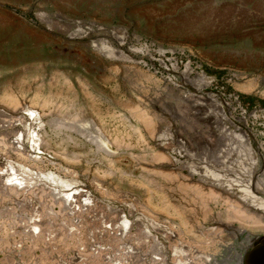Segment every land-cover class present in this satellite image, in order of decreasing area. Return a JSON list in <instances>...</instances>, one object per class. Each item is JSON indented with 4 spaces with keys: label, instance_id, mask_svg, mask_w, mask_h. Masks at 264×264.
Here are the masks:
<instances>
[{
    "label": "rangeland",
    "instance_id": "1",
    "mask_svg": "<svg viewBox=\"0 0 264 264\" xmlns=\"http://www.w3.org/2000/svg\"><path fill=\"white\" fill-rule=\"evenodd\" d=\"M113 29L125 34L121 46L112 38ZM78 30L83 33L71 40ZM101 42L127 59L96 66L84 45ZM57 68L74 70L91 89L116 100L123 113L139 109L153 125L137 124L143 142L118 151L113 158L117 168L108 167L93 145L91 152L66 164L68 173L57 172L81 183L91 205H72L70 212L68 205L61 206L64 212L51 202L49 191L19 199L0 187V264H179L177 259L180 264H245L252 247L242 239L264 232L239 219L246 215L238 214L237 209L246 211L239 194L191 175L181 165L184 156L166 153L178 136L191 143L195 161L214 160L217 154L209 128L213 120L201 119L206 106L194 108L179 100L186 91L196 93L193 80L202 74L212 79L202 92L215 97L252 145L258 161L253 185L260 172L264 175V88L252 93L236 89L247 80L264 87V0H0V96L10 91L28 102L33 91L44 87L38 74L47 76ZM48 78L47 86L61 93L55 79ZM72 86L65 93L75 91ZM161 133L166 137L159 139ZM4 155L0 151V158ZM216 165L214 170L235 178ZM141 176L154 179L153 189ZM151 192L173 211L147 203ZM125 215L133 221L122 237L114 223ZM138 215L169 230L149 226ZM33 222L42 235L32 227L31 234ZM173 247L185 252L175 254ZM205 254L208 263H203Z\"/></svg>",
    "mask_w": 264,
    "mask_h": 264
},
{
    "label": "bare ground",
    "instance_id": "2",
    "mask_svg": "<svg viewBox=\"0 0 264 264\" xmlns=\"http://www.w3.org/2000/svg\"><path fill=\"white\" fill-rule=\"evenodd\" d=\"M82 33L81 30H78L75 34L71 35L72 37H70V39H75L77 35ZM119 34H121V32L117 29H113L111 32L112 38L118 41L119 46H121L124 44L125 34ZM84 48L91 53L92 59L98 67L101 62L108 66L109 64L106 61H111L110 65H113L119 63V60L127 59L123 52L109 47L104 42L98 44L92 43L90 46L84 45ZM69 49H71V47H69ZM84 67H86V65H84L83 68ZM35 74L37 75L38 72ZM38 75L42 77L41 83L44 87L33 91L28 102L22 97H16L10 91H3L1 93L0 151L6 152V155L0 158H4V165L0 163V187H4L6 191H10V193L18 198H23V196L28 195V193H34V191L40 189L43 190V192L49 191L48 194L51 202L54 203L55 206H62L65 209H67L66 205H68V210L70 212L72 205L74 208L78 206L77 204H80L81 207L83 203L84 206L91 205V203H89L90 198L89 195H87L88 192L82 190L81 183L77 182L75 179V181H73V179L69 180L65 177H61L57 172L67 171L65 173H68L70 168H68L66 164L76 161L81 154L85 155L91 152L90 146L93 145L103 156L108 167L117 168L116 165H114L115 161L113 158L118 154V151L121 149L125 150L129 147H131L130 149H132V147H140L143 142V136L139 133L137 124L144 121V127L150 128L153 125V121L147 120L150 118H147L146 116L148 115L143 111L131 109L132 107L123 113L116 100L108 101L106 95L99 91V89H91L89 83L80 77L79 74L75 73L74 70L68 71L67 68H57L56 73H49L47 76H43V74L40 73ZM240 76L242 77L244 74H240L239 77ZM48 77H53L58 88L64 92L55 93L51 90L46 84V82L50 81ZM53 78L51 80H53ZM68 81H70L71 85L67 83ZM211 81L212 79L210 77L202 74L195 77L193 85L196 88V93L193 94L186 91L182 97L180 96L181 98H179V100L190 102V107L194 108L206 106V111L201 115V119L209 120V118H211L213 120L209 128L218 143V151L217 154L214 153V160H208L204 157L199 162L195 161V154L192 152L191 143L186 139L179 140L178 136H175L173 139V146L175 148L169 149V152L166 154L171 156V153H177L184 156L187 161L181 163V165L183 168L187 169L191 175L197 174L201 180L208 183L211 182V184L214 183L220 190L224 189V191L239 194L238 197L245 203L246 208V213L241 209H237L239 211L238 214H246L245 217L243 216L245 220L242 219V216L239 219L244 221L242 222L243 224L245 223L251 227H255L254 230L257 229L264 232V175L260 172V178H258L256 184L253 185V175L257 169L258 163L256 154L249 139L240 128L234 125L232 118L225 114L223 107L217 103L215 97L212 94L205 95L202 92L204 87L209 86ZM72 84L75 87V91L72 90V93H65L66 90H69V87L70 89L73 87ZM65 85L66 89L64 90L62 87ZM68 85L70 86L68 87ZM263 88L264 87L257 88L253 80H247L236 85V89L244 93L260 92ZM209 102L210 104H207ZM136 107L137 106L133 108ZM79 110L82 112H79ZM59 113L61 115L63 113L66 114L64 117L58 118ZM80 115H83V117H80ZM76 119L78 120L76 121ZM207 123L209 122L207 121ZM5 124L10 125L5 126ZM141 125H143V122H141ZM165 137V133L158 135L159 139ZM224 137L228 139L226 143H223L224 148H222L220 144H222L225 139ZM206 145L209 147L210 142L206 141ZM208 147H205V150L208 149ZM78 150L82 152H78ZM50 152H53L54 156H52ZM215 154L217 158H215ZM174 160L177 163V160ZM215 161L218 162L215 163ZM215 165L217 168L227 170V174L230 171L231 175L233 174L232 176L235 178L230 177V174L226 175V173L224 174L221 171L214 170L212 167ZM108 170L112 172L110 169ZM153 180H150V178L146 176H141L142 183L147 184L151 188L153 187ZM253 186L257 191H260L259 193L262 194V196H258L254 192ZM147 195V203L151 202L154 205L156 203V206L158 204L169 210L170 207H166L167 204L162 197H159L153 192ZM28 197H26V199ZM23 200L26 201L25 199ZM24 205H26V203ZM80 206L78 207L79 209ZM130 207L132 208V205ZM64 208L62 209L65 210ZM172 211L173 208L171 209V212ZM64 212H66V210ZM118 217L119 218L114 224L117 230H120L121 234L118 236H122L126 230L130 231L133 220L128 219L126 215L124 217ZM145 217L144 215L137 216V218H141L149 226H158L160 227L159 229L164 231L169 230ZM229 217L232 218L230 215ZM239 219L237 220L239 221ZM182 225L184 226V224ZM31 227L34 229V232L38 231L39 234L42 232V230H40L41 226H38V224L36 225L34 223L31 225L29 227L30 231L32 229ZM235 232L237 235L243 234V231L240 229H236ZM261 240L262 237L251 235L245 236L242 239V241H244V246L249 245L252 248ZM173 250V253L179 255L185 252L182 248L179 249L178 247H173ZM203 257V263H205L204 261L207 262V260L208 262L210 261L208 259V257L210 258L209 255L205 254ZM212 262L210 264H212ZM177 263L180 264L182 261L177 259Z\"/></svg>",
    "mask_w": 264,
    "mask_h": 264
},
{
    "label": "water",
    "instance_id": "3",
    "mask_svg": "<svg viewBox=\"0 0 264 264\" xmlns=\"http://www.w3.org/2000/svg\"><path fill=\"white\" fill-rule=\"evenodd\" d=\"M245 264H264V236L247 254Z\"/></svg>",
    "mask_w": 264,
    "mask_h": 264
}]
</instances>
